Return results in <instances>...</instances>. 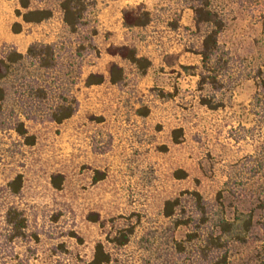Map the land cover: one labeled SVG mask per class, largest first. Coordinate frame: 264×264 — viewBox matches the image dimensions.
Returning <instances> with one entry per match:
<instances>
[{
    "label": "rangeland",
    "instance_id": "1",
    "mask_svg": "<svg viewBox=\"0 0 264 264\" xmlns=\"http://www.w3.org/2000/svg\"><path fill=\"white\" fill-rule=\"evenodd\" d=\"M59 1L30 0V8H50L52 17L13 33L21 22L18 0H0V55L11 48L25 54L29 44L44 42L56 43L66 59L77 44L86 47L76 60L78 108L70 118L24 120L32 146L0 127V235L9 207L27 219L26 239L11 244L17 260L81 264L102 242L128 264H175L170 245L187 228L164 217V201L179 197L187 216L192 205L184 193L197 191L208 202L219 197L227 217L254 215L246 239L231 243L229 261L264 264L256 210L264 197V35L256 17L232 0L214 1L225 24L212 61L215 88L201 78L209 75L199 55L205 27L184 1L97 0L91 39L88 30H67ZM139 5L149 12L148 24L125 27L123 12ZM115 46L147 58L146 72L110 54ZM112 65L123 70L116 85L109 82ZM91 73L103 82L85 86ZM17 174L22 186L14 194L7 183ZM122 227L134 233L117 251L107 239ZM58 244L67 250L55 256Z\"/></svg>",
    "mask_w": 264,
    "mask_h": 264
},
{
    "label": "trees",
    "instance_id": "2",
    "mask_svg": "<svg viewBox=\"0 0 264 264\" xmlns=\"http://www.w3.org/2000/svg\"><path fill=\"white\" fill-rule=\"evenodd\" d=\"M182 1L193 11L196 25L201 24L205 27L199 55L202 68L209 72V75L201 74V78L210 80L208 84L218 88L216 66L213 67L212 61L217 56L218 36L225 24L221 11L214 4L217 0ZM232 1L246 7L256 17L264 35V0ZM96 3L97 0L59 1L62 22L70 33L78 34L88 30L86 33L90 39L96 35V28L89 25ZM18 4L19 8L15 9L14 13L20 17L21 22L13 23V33L21 31L22 23L38 24L52 17L53 11L50 8H30V0H18ZM122 18L125 27H143L149 22V12L139 5L124 11ZM89 47L94 49L93 45ZM84 50L86 47L79 43L73 51H69L70 54L65 59L62 49L56 43L33 42L29 44L25 54L11 48L0 55V117H3L6 111L9 113L8 120L3 118V121H0V127H10L22 139L24 145L32 146L35 143V136L28 133L24 120L46 118L58 124L70 118L78 108V100L73 94L72 87L75 85V78L80 75L76 60L82 56ZM109 53L133 64L140 74H144L150 66V61L139 56L132 47L115 46ZM122 79V68L112 65L109 69V82L116 85ZM102 82V75L91 73L86 77L84 84L91 86ZM9 101L13 102L10 108ZM7 186L11 193H18L22 186V176L17 174ZM184 194L192 205L187 216L182 211L179 197L167 199L163 205L164 217L172 219L175 228L179 226L187 228L183 238L172 239L170 248L176 258L175 264H230V245L246 239L253 225L254 215L249 212L227 217L219 197L217 203L216 201L214 203L205 200L197 191H186ZM256 206V210L261 212L257 224L263 237L260 253L264 256V197ZM4 225V232L0 235V264H11L13 260H17L14 252L10 250L11 244L16 240L26 239L27 219L17 208L9 207L4 214ZM133 233V227H122L115 230L107 240L113 249L119 251L129 244ZM66 250L63 244L52 248L55 256L66 253ZM14 264L31 263L26 257L25 260L18 259ZM45 264L70 263L59 258ZM81 264L128 263L118 254L114 256L109 252L102 242H96L91 258ZM139 264L153 263L141 260Z\"/></svg>",
    "mask_w": 264,
    "mask_h": 264
}]
</instances>
